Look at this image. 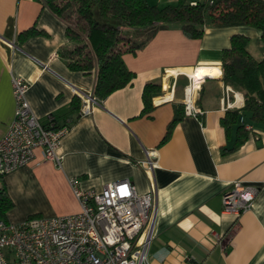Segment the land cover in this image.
Returning <instances> with one entry per match:
<instances>
[{"label": "crops", "instance_id": "0c3cea01", "mask_svg": "<svg viewBox=\"0 0 264 264\" xmlns=\"http://www.w3.org/2000/svg\"><path fill=\"white\" fill-rule=\"evenodd\" d=\"M148 1L165 6L178 0ZM28 29L34 32L22 34ZM123 30L137 42L147 37L144 30ZM235 34L249 38L253 57L264 55L260 30L249 25L206 26L200 39L187 38L178 25L157 28L134 54L122 55L135 74L131 83L81 113L78 92L91 93L96 74L71 70L58 55L67 44L64 22L40 0H0V137L14 115L13 76L28 82L26 98L41 121L52 113L57 125H70L57 149L60 166L36 149L30 162L3 176L13 202L7 219L79 211L70 178L96 190L129 179L139 193L154 183L150 264H264V124L243 121L251 128L238 131L221 122L227 109L244 104L243 92L222 81V50ZM194 70L205 78L194 89L200 112L192 115L183 96ZM154 81L161 92L144 113L142 90ZM75 97L80 107L71 111ZM176 109L183 115L166 136ZM145 150L156 153L153 176L140 165ZM236 180L259 188L239 215L222 205V193Z\"/></svg>", "mask_w": 264, "mask_h": 264}, {"label": "built area", "instance_id": "2783aa9c", "mask_svg": "<svg viewBox=\"0 0 264 264\" xmlns=\"http://www.w3.org/2000/svg\"><path fill=\"white\" fill-rule=\"evenodd\" d=\"M202 0H191L196 4ZM28 82L12 77L15 102L13 119L0 137V177L30 162L35 150L60 166L57 154L70 125H57L54 114L41 121L26 98ZM196 87L184 88L183 105L187 114L200 112L194 97ZM81 113L90 111L98 98L78 92ZM243 123V118L240 119ZM246 129L251 125L244 123ZM140 162L144 172L153 176L157 166L154 150H145ZM69 185L79 202V211L50 217L30 216L13 222L0 219V264H150L148 248L154 237L156 215L155 185L139 193L129 179L112 181L100 190L82 189L76 178ZM259 188L233 181L222 193L223 211L240 214L249 210Z\"/></svg>", "mask_w": 264, "mask_h": 264}, {"label": "trees", "instance_id": "16d2710c", "mask_svg": "<svg viewBox=\"0 0 264 264\" xmlns=\"http://www.w3.org/2000/svg\"><path fill=\"white\" fill-rule=\"evenodd\" d=\"M40 1L65 24L67 44L58 50V55L71 70L95 71L93 94L100 100L131 83L135 74L126 67L122 55L134 54L159 27L178 25L187 38L200 39L206 26L249 25L260 30L264 49V0H202L196 4L178 0L165 6L148 0ZM124 27L136 32L147 31V37L137 42L126 34ZM32 32L33 29H28L22 34ZM248 42L247 36L235 34L229 47L222 50V81L243 92L244 104L241 108L227 109L221 122L227 128L236 124L238 131L244 130L240 118L250 124H264V55L260 59L253 57L248 51ZM160 92L159 82L144 85V113L152 109V97ZM79 107L80 100L75 97L70 110H79ZM182 115L183 111L176 109L166 136ZM12 207L2 180L0 219H7L6 214Z\"/></svg>", "mask_w": 264, "mask_h": 264}, {"label": "bare ground", "instance_id": "6f19581e", "mask_svg": "<svg viewBox=\"0 0 264 264\" xmlns=\"http://www.w3.org/2000/svg\"><path fill=\"white\" fill-rule=\"evenodd\" d=\"M193 76L195 77H191L188 76L191 79V83L195 86V87H199V85H201V82L204 80L205 77H200V76H204V71H200L199 73L197 70H194V74ZM198 76V77H197Z\"/></svg>", "mask_w": 264, "mask_h": 264}, {"label": "rangeland", "instance_id": "374dc122", "mask_svg": "<svg viewBox=\"0 0 264 264\" xmlns=\"http://www.w3.org/2000/svg\"><path fill=\"white\" fill-rule=\"evenodd\" d=\"M2 180H3V179H2V178H0V183L2 182ZM30 216H31V215H30ZM32 216H33V215H32ZM19 222H20V221H19Z\"/></svg>", "mask_w": 264, "mask_h": 264}]
</instances>
